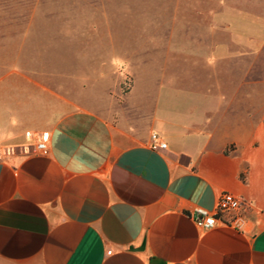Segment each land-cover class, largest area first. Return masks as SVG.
<instances>
[{
    "label": "crops",
    "instance_id": "obj_1",
    "mask_svg": "<svg viewBox=\"0 0 264 264\" xmlns=\"http://www.w3.org/2000/svg\"><path fill=\"white\" fill-rule=\"evenodd\" d=\"M166 40L168 55L201 61L212 74L241 69L250 86L253 47L264 43L196 39L194 49ZM210 56L225 60L213 67ZM0 72L11 106L8 128L0 122V264H264V103L258 117L252 103L250 117L231 118L235 102L215 94L220 85L174 89L166 67L152 90L139 89L134 71L109 115L75 106L45 121L34 103L44 98V71ZM183 98L204 106L179 109ZM45 132L48 152L36 154ZM154 133L167 149H151ZM226 192L250 204L245 230L198 228L190 211L215 210Z\"/></svg>",
    "mask_w": 264,
    "mask_h": 264
},
{
    "label": "rangeland",
    "instance_id": "obj_2",
    "mask_svg": "<svg viewBox=\"0 0 264 264\" xmlns=\"http://www.w3.org/2000/svg\"><path fill=\"white\" fill-rule=\"evenodd\" d=\"M166 39H175L174 48L194 49L196 39L263 42L264 0H0V71L11 67L18 79L26 69L44 71V98L34 103L45 121L75 106L109 115L123 104L134 84V71L139 89L152 90L166 67L172 88L202 94L220 85L215 94L235 102L231 118L250 117L252 103L258 106L253 116H259L264 103V43L253 47L250 86L242 84L241 69L222 66L220 73L212 74L201 61L168 55ZM210 59L216 60L213 67L225 60ZM248 62L247 56V67ZM151 67L153 75L146 73ZM140 101L150 103L152 98ZM65 102L67 107L60 108ZM202 105L183 98L177 108L187 111ZM10 109L7 97L0 95V122L7 128Z\"/></svg>",
    "mask_w": 264,
    "mask_h": 264
},
{
    "label": "built area",
    "instance_id": "obj_3",
    "mask_svg": "<svg viewBox=\"0 0 264 264\" xmlns=\"http://www.w3.org/2000/svg\"><path fill=\"white\" fill-rule=\"evenodd\" d=\"M27 139L33 140L34 134L27 133ZM50 144V135L45 132L36 142L34 152L36 154H45L48 152ZM150 147L154 151L165 150L168 145L156 133L151 136ZM250 204L243 198L231 194L223 193L218 201L215 210H209L203 207H195L190 211V218L201 230H212L219 225L229 227L239 232H243L248 224L247 212Z\"/></svg>",
    "mask_w": 264,
    "mask_h": 264
},
{
    "label": "clouds",
    "instance_id": "obj_4",
    "mask_svg": "<svg viewBox=\"0 0 264 264\" xmlns=\"http://www.w3.org/2000/svg\"><path fill=\"white\" fill-rule=\"evenodd\" d=\"M114 63L120 64V63H122V61L116 60V61H114Z\"/></svg>",
    "mask_w": 264,
    "mask_h": 264
}]
</instances>
